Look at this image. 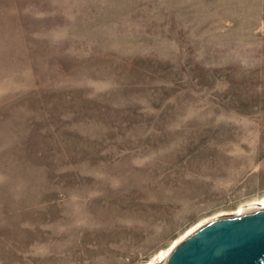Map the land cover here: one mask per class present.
<instances>
[{"label":"rangeland","instance_id":"rangeland-1","mask_svg":"<svg viewBox=\"0 0 264 264\" xmlns=\"http://www.w3.org/2000/svg\"><path fill=\"white\" fill-rule=\"evenodd\" d=\"M263 197L264 0H0V264H143Z\"/></svg>","mask_w":264,"mask_h":264},{"label":"water","instance_id":"water-1","mask_svg":"<svg viewBox=\"0 0 264 264\" xmlns=\"http://www.w3.org/2000/svg\"><path fill=\"white\" fill-rule=\"evenodd\" d=\"M165 264H264V208L206 221L172 247Z\"/></svg>","mask_w":264,"mask_h":264},{"label":"bare ground","instance_id":"bare-ground-1","mask_svg":"<svg viewBox=\"0 0 264 264\" xmlns=\"http://www.w3.org/2000/svg\"><path fill=\"white\" fill-rule=\"evenodd\" d=\"M252 205L251 206H248V208H243L241 207V209L237 212H235L234 214L236 215H241V214H245V213H249V212H252V211H255V210H258V209H263L264 208V197L263 198H260L259 200L257 201H254L253 203H251ZM254 205V206H253ZM209 221V220H208ZM201 224L203 223H199L198 225H196L195 227L191 228L185 235H183L181 238H179L174 244L173 246L179 242L180 240H182L186 235L192 233L194 230H196ZM171 246L170 248H168L167 250L165 251H162L160 252L159 254H157L155 257H153L152 259L146 261L145 263L143 264H156L157 261H160V260H163V259H167L170 254H171V251H172V247Z\"/></svg>","mask_w":264,"mask_h":264}]
</instances>
